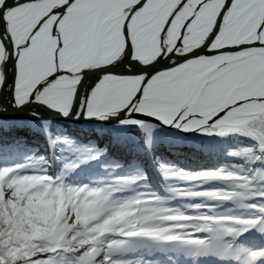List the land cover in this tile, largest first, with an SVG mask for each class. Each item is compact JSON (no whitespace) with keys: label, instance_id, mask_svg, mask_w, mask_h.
I'll use <instances>...</instances> for the list:
<instances>
[{"label":"snow or ice","instance_id":"6c2138e0","mask_svg":"<svg viewBox=\"0 0 264 264\" xmlns=\"http://www.w3.org/2000/svg\"><path fill=\"white\" fill-rule=\"evenodd\" d=\"M0 264H264V0H0Z\"/></svg>","mask_w":264,"mask_h":264},{"label":"trees","instance_id":"16d2710c","mask_svg":"<svg viewBox=\"0 0 264 264\" xmlns=\"http://www.w3.org/2000/svg\"><path fill=\"white\" fill-rule=\"evenodd\" d=\"M197 160L191 161L192 164L194 165H199L201 161H203L205 166H211L212 160L210 158H201V160L198 163H195Z\"/></svg>","mask_w":264,"mask_h":264},{"label":"bare ground","instance_id":"6f19581e","mask_svg":"<svg viewBox=\"0 0 264 264\" xmlns=\"http://www.w3.org/2000/svg\"><path fill=\"white\" fill-rule=\"evenodd\" d=\"M201 158H204V157H201ZM201 158L199 160H197L195 163H198L201 160Z\"/></svg>","mask_w":264,"mask_h":264}]
</instances>
